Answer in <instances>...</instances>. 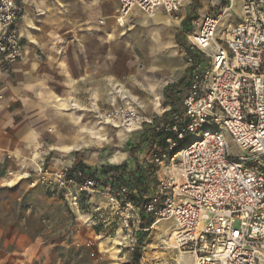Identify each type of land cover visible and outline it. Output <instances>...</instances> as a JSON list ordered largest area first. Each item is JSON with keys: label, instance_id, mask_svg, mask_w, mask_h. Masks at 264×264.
<instances>
[{"label": "built area", "instance_id": "2783aa9c", "mask_svg": "<svg viewBox=\"0 0 264 264\" xmlns=\"http://www.w3.org/2000/svg\"><path fill=\"white\" fill-rule=\"evenodd\" d=\"M31 1L0 0V72L20 60L19 21ZM184 1L117 0L115 21L126 29L134 11L151 15L157 9L178 19ZM223 1L187 37V49L202 60L189 58L183 112L158 125L140 117L136 121L138 129L174 135L164 149L155 141L148 146L156 183L142 210L173 223L176 248L187 251L193 264H258V249L264 245V0H237L238 22L221 30V16L235 0ZM227 136L244 157H231ZM39 156L43 161L45 152ZM42 161L37 177L24 175L32 178L31 186L39 183L51 196L60 195L76 213L82 197L103 195L124 214L125 229L136 224L139 233L147 230L141 228L140 206L127 199L126 186L113 190L102 184V177L96 181L81 171L70 173L71 167L48 172ZM126 237L133 252L137 234Z\"/></svg>", "mask_w": 264, "mask_h": 264}, {"label": "rangeland", "instance_id": "374dc122", "mask_svg": "<svg viewBox=\"0 0 264 264\" xmlns=\"http://www.w3.org/2000/svg\"><path fill=\"white\" fill-rule=\"evenodd\" d=\"M210 1L195 0L194 7L208 10ZM106 2L92 0L81 7L68 5L70 39L65 49L57 51L55 60L60 61L59 67L56 65L53 72L51 64L42 61L40 85L24 95L23 111L43 122L45 131H35V137L41 139L36 157L40 165L39 152H45L42 164L48 172L69 168L72 160L90 169L126 164L133 167L132 161L136 160L129 149L137 145L145 127L126 133L111 124L102 125L108 123L104 116H112L116 106L120 110L125 105L137 111L142 121H154L169 110L163 96L165 87L179 86L181 90L189 76L186 73L192 63L189 58L202 60L174 44L177 31L191 34L197 29V21L188 20L184 24L182 12L176 19L155 10L152 14H159L164 21L155 23L150 15L142 14L120 31L114 25V6L108 7ZM187 2L184 11L195 20L194 7ZM239 9V2L235 0L231 14L236 15ZM210 10L215 12L211 7ZM226 21H221L220 28ZM118 89L121 95L115 93ZM155 94L162 99L157 108L153 106ZM60 101L77 104L79 108H62ZM97 112L102 119L98 126L110 129L105 140L101 143L92 140L78 151H60L62 146L73 145L72 139L80 135L76 132L79 126L69 117L74 114L85 124ZM64 123L68 124V131H62ZM148 131L147 141L135 153L139 165L145 167H149L151 141L165 148L155 137L156 133ZM195 137L200 138L201 133ZM226 139L232 158L246 155L228 136ZM89 153L97 155L96 163L85 162ZM118 154H124V159L112 163ZM29 173L33 179L37 177L35 172ZM10 176L7 181L0 179V264H132L126 235H138L139 227L134 224L125 229L124 214L116 206L108 205L103 195L89 193L82 197V207L76 213L60 195L51 196L39 183L31 186L32 178L14 183L10 180L15 175ZM153 220L146 230L147 239L139 246L140 264H193L187 251L176 248L173 223L161 218Z\"/></svg>", "mask_w": 264, "mask_h": 264}, {"label": "crops", "instance_id": "0c3cea01", "mask_svg": "<svg viewBox=\"0 0 264 264\" xmlns=\"http://www.w3.org/2000/svg\"><path fill=\"white\" fill-rule=\"evenodd\" d=\"M90 1L92 0H32L26 5L19 21V32L23 39V48L20 60L14 64L13 67L0 72V94L4 96V99L0 102V179H6L5 181H7V179L11 178L10 175H15L10 181L16 183L19 182L20 179L24 178L25 173L36 172L38 167L36 151L40 146L39 142L41 139L35 137V131H45V129L43 128L42 120L40 118H36L35 116L27 115L28 113L23 111L21 104L25 99V93H28L31 89L40 85L38 83V78H41L42 71H44V68H42L43 65H40L42 61L45 63L49 62L48 64H51L50 67L53 72L56 71V69H54L56 68V65L59 67L60 61L55 60L57 59V51L59 48L65 49V47H67L65 44L68 43L70 39L69 19L66 15L70 12L68 5L70 4L72 6L81 7L84 3H90ZM187 1H189V5H193V7L195 2V0H185L182 3L183 5H181L180 12H182L181 20H183L184 24L189 23L187 21L189 19V15L186 11H184V4L188 3ZM106 3H108V7L110 4L114 6L113 19L116 28L120 31L125 30L124 28L119 27L115 21L118 9L117 0H107ZM221 3L223 4L224 1L211 0L208 10L194 7L196 19H193V22H201L204 16L212 12L210 7ZM234 4L235 1H233V6ZM231 10L221 16L220 22L222 20L224 22L228 19V21L224 23V27L220 28L221 30L231 27L238 22L240 9L237 11L236 15H232ZM157 11L170 16L162 9H157ZM38 12L42 15L38 14ZM139 15H142V13L134 11L127 27L129 26L131 20ZM199 15H202L201 18ZM151 17L156 23L164 21L159 14H152ZM188 35L189 34H185L182 30L177 31L174 36L175 46L183 49L178 42L183 44L186 40V43L184 44H187ZM170 52L172 53L173 51L170 50ZM39 56L43 57L44 60H41ZM61 61L65 63L64 59ZM154 96L153 106L157 108L161 104L162 99L160 96H156V94ZM60 102L61 107L65 109L72 108L77 110L79 108L77 104H72L66 101ZM144 109L146 108L144 107ZM97 114L98 115L96 116L92 115L91 121H86L85 124H82L83 119L75 117V115L72 114L69 118L74 125L79 126V129H77L78 131L76 132L80 135H77L76 138L72 139L73 141H71V144L73 145L62 146L60 151H63V153L70 150L78 151L81 147H86V145L92 140L96 143L103 142L107 135V131H110V129L105 126H98L101 123L99 121L102 119L98 112ZM103 123L104 124H101H108L105 122ZM61 128L62 131L63 129L68 131L69 126L67 123H64V125L61 124ZM133 158L138 164H140L137 156H134ZM123 159L124 154H118V156L113 159L112 163L117 164ZM85 162L88 164L96 163L97 155L95 153L87 154ZM132 162L134 163L135 161ZM69 163L72 166L75 161L72 160ZM51 167L53 166L51 165ZM128 167L132 166L129 165ZM52 169L56 168L54 167ZM258 259V264H264V245L260 248Z\"/></svg>", "mask_w": 264, "mask_h": 264}, {"label": "trees", "instance_id": "16d2710c", "mask_svg": "<svg viewBox=\"0 0 264 264\" xmlns=\"http://www.w3.org/2000/svg\"><path fill=\"white\" fill-rule=\"evenodd\" d=\"M188 20H193V19L189 18ZM178 44L181 45L183 49H187L184 43L180 44V42H178ZM192 58L195 60V62H197L198 60L197 57L193 56ZM189 71L190 68L186 69L187 74ZM177 88L170 85L165 87L163 96L165 102L169 106V110L165 111L161 115V117L153 121L155 125H158L160 123H167L171 117H173L176 114L182 113V97L185 93V89L183 88V86L181 90H179L180 88L178 89ZM149 130L151 131L152 129L149 128ZM148 133H149L148 130H144L139 136L137 145L129 149V153L132 158L135 156V153L140 150L141 145L147 141L146 136ZM155 133H156L155 137H157L160 140L161 144L164 145V147H165V140L169 137H174V135L169 132H155ZM186 143L187 140L183 141L182 143H179L175 149L169 152V156L171 157L172 155L175 154V152H178L179 149ZM74 171H81L86 176L93 178L96 181L98 180V177H102V184L104 186H109L111 189L113 188V190L117 188L119 184L126 186L128 188V192H127L128 201L135 207L140 206L139 215L142 221L141 228L147 230L150 228V226L154 221L153 220L154 218L151 217L150 215L145 214L142 210V204L148 201L146 194L148 193L149 190L154 188L156 183V180L153 177L152 172L149 171V167L141 166L135 161L134 166L132 168H129L128 165L126 164L122 166H115L108 168L100 167L98 169H90V167L83 165L81 162L78 161L71 166L69 172L71 173ZM147 237H148L147 231H142L137 235L136 245L131 255L132 264H140L141 256L139 254V246L147 239Z\"/></svg>", "mask_w": 264, "mask_h": 264}, {"label": "bare ground", "instance_id": "6f19581e", "mask_svg": "<svg viewBox=\"0 0 264 264\" xmlns=\"http://www.w3.org/2000/svg\"><path fill=\"white\" fill-rule=\"evenodd\" d=\"M115 93L121 95L122 91L118 89L115 91ZM122 108H120L119 110V108L116 106L115 107L116 112H114L112 116H106V117L104 116V119L107 120L108 124H111L116 128H120L121 130H124L126 133H133L136 130H138V124H136V121L138 120L139 113L134 109L125 105H122ZM259 251L260 248L258 249V257H259Z\"/></svg>", "mask_w": 264, "mask_h": 264}, {"label": "water", "instance_id": "95a60500", "mask_svg": "<svg viewBox=\"0 0 264 264\" xmlns=\"http://www.w3.org/2000/svg\"><path fill=\"white\" fill-rule=\"evenodd\" d=\"M177 152H175V154H176Z\"/></svg>", "mask_w": 264, "mask_h": 264}]
</instances>
